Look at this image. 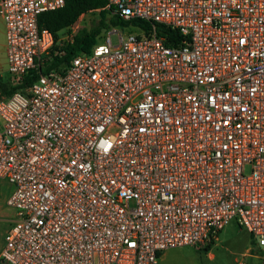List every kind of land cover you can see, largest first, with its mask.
<instances>
[{
    "label": "built area",
    "instance_id": "built-area-1",
    "mask_svg": "<svg viewBox=\"0 0 264 264\" xmlns=\"http://www.w3.org/2000/svg\"><path fill=\"white\" fill-rule=\"evenodd\" d=\"M64 4L0 0L17 88L0 99L16 211L0 264H157L231 221L264 258V0H107L149 30H105L45 72L55 40L38 16Z\"/></svg>",
    "mask_w": 264,
    "mask_h": 264
},
{
    "label": "trees",
    "instance_id": "trees-1",
    "mask_svg": "<svg viewBox=\"0 0 264 264\" xmlns=\"http://www.w3.org/2000/svg\"><path fill=\"white\" fill-rule=\"evenodd\" d=\"M65 4L61 9L45 12L38 16L37 24L39 28H44L50 31L55 40L58 39V33L63 30H68L72 27L82 15L89 13H97L96 21H93L90 26L78 28L72 35V41L63 43L62 46H54L50 52L49 58L45 60V72L55 70L63 72L68 66L70 60L78 54H88L98 42L97 36L110 28L119 26L129 29L130 27L137 28L147 32L149 25L141 20L133 19L130 21H122L116 16L110 15V12L105 9L107 0H64ZM159 36L169 35L162 28L158 29ZM170 43L169 40L166 41ZM37 78L34 71L28 72L23 79V86H28ZM17 88L10 87L8 95L10 96ZM249 264V263H248ZM251 264V263H250ZM264 264V258L258 263Z\"/></svg>",
    "mask_w": 264,
    "mask_h": 264
},
{
    "label": "rangeland",
    "instance_id": "rangeland-1",
    "mask_svg": "<svg viewBox=\"0 0 264 264\" xmlns=\"http://www.w3.org/2000/svg\"><path fill=\"white\" fill-rule=\"evenodd\" d=\"M96 19L97 13L84 15L72 26V29L76 31L78 28L88 27ZM117 30L122 35L139 34V29L133 27L125 29L119 26ZM66 31L63 30L58 33L56 47L62 46L64 42L62 40L67 34ZM110 40L111 44L115 46L118 43V34L110 35ZM10 85L5 55V29L3 22L0 21V99L8 97ZM254 245L255 241L247 232L239 227L235 221H231L209 241L206 248L198 249L185 246L169 250L165 252L159 264H238L240 261L246 264H258L260 260L244 256L246 250Z\"/></svg>",
    "mask_w": 264,
    "mask_h": 264
},
{
    "label": "crops",
    "instance_id": "crops-1",
    "mask_svg": "<svg viewBox=\"0 0 264 264\" xmlns=\"http://www.w3.org/2000/svg\"><path fill=\"white\" fill-rule=\"evenodd\" d=\"M11 192H12V187L8 185L5 181L0 180V253L4 246V236L9 231V229L11 228V226L14 224L16 220L15 209L6 204V200L10 196ZM165 252H163L160 255L157 264L160 263ZM247 257H253L261 261V258H259L258 256L249 255Z\"/></svg>",
    "mask_w": 264,
    "mask_h": 264
}]
</instances>
